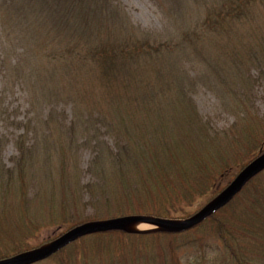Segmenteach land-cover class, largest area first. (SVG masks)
I'll use <instances>...</instances> for the list:
<instances>
[{"label":"rangeland","instance_id":"1","mask_svg":"<svg viewBox=\"0 0 264 264\" xmlns=\"http://www.w3.org/2000/svg\"><path fill=\"white\" fill-rule=\"evenodd\" d=\"M217 4L219 0H56L50 4L53 15L59 10L58 22L81 27L78 34L64 28L55 33L47 30V22L44 27L36 22L28 26L33 37L15 50L21 34L8 29L11 13L1 15L0 61L5 65L0 63V253L12 249V243L46 250L70 230L91 224L87 221L98 209L103 215L128 208L169 209L177 217L135 211L113 219L180 223L188 216H179L198 213L264 153V62L251 61L253 56L264 60V2L254 7L251 19L235 22L234 28L219 35L205 33L212 19L209 7ZM118 11L129 19L122 38L130 42L147 38L151 46L168 42L179 49L177 44L189 41L191 33L201 49L198 54L185 48L181 57L191 59L167 71L165 64H148L152 52L139 42L133 63L145 60L153 68L140 80L154 85L160 70L164 82L150 91L154 100L140 104L139 113L125 107V121L115 113L92 110L91 101L103 94L93 81L86 82L89 71L95 74L92 66L73 69L62 64L70 47L76 45L71 54L78 57L94 42L109 38L108 26L119 22ZM42 16H48L47 9ZM97 32L103 35L93 39ZM116 36L112 31L107 47L121 42ZM205 56L212 62H205ZM61 67L70 75L67 79L59 74ZM172 73L180 79L165 83ZM182 78L181 100L177 88ZM58 93L68 103L49 99ZM86 99L88 111L76 114L73 107ZM101 101L95 105L104 110L106 99ZM148 108L154 111L148 114ZM245 185L222 207L232 201L239 210L253 192L248 187L235 198ZM193 225L169 228L134 219L82 233L67 243H223L209 221L183 235H164ZM95 231L105 234L87 235ZM56 257L31 264H58Z\"/></svg>","mask_w":264,"mask_h":264},{"label":"trees","instance_id":"2","mask_svg":"<svg viewBox=\"0 0 264 264\" xmlns=\"http://www.w3.org/2000/svg\"><path fill=\"white\" fill-rule=\"evenodd\" d=\"M55 1L56 0H0V17L6 12L11 13L7 16L12 19V23L8 29L14 31L16 36L21 34L18 45H16L15 42V46L13 47L14 50L22 47L24 40L33 37L32 33L28 32V30H32L28 26L36 22H40L41 25H43L42 27H44L47 22L49 25L47 30L55 33L63 32L64 28L68 33H74L75 31V34H78L77 29L81 27L67 23L62 27L60 22H58L57 15L59 14V10H57V14L53 15L55 11L50 4ZM263 2L264 0H219V4L215 6L210 5L209 7L212 19L210 27L206 28L207 31H205V33L209 32L219 35L222 31L234 28L232 25H234L235 22L251 19V16L254 14V7ZM46 9L48 10V16L45 17L42 16V14ZM85 10L86 8L83 11ZM116 15L119 22L113 23L112 26L109 25L108 30L106 29V37L109 38L100 39V42H94L95 44L93 46L86 48L87 51L80 54L78 57L77 54L76 56L71 54V52L74 53L76 45L70 47V49L65 47L69 53L62 55L64 59L62 64L66 67L73 65V69L74 66L79 67V65L83 67L88 66L89 68L92 66L95 74L89 71L86 82L93 81L94 85L99 87L103 92V94L100 95L102 99L91 101L92 110L101 113H115L119 120L125 121L124 118L126 117H124L122 113L131 107V110L135 109L134 114L139 113L140 109L138 106L140 104L143 106L145 102H152L154 100V97H149L152 96L150 91L164 82V76L161 74L162 72L160 70L159 76L157 77L158 82L156 80L154 85L145 86L147 81L144 80L142 82L140 80V77L145 71L153 70L152 67L148 68L146 66L145 63L147 61L149 65L154 66L165 64V66H167L166 70L168 71L172 70L168 69L171 66L177 67V65H181L184 61L186 62L191 59L188 57H181L183 54H186L182 52L186 50L185 48L196 50L198 54L201 52V49L197 46L198 38L195 35H191V33L187 35L189 36V41L184 39L177 44L179 45V49L176 45L172 46L168 42L160 43V46H151L152 43L147 41V38H144V40L136 38L134 41L130 42L127 38H122L125 28L127 29L129 27L127 22L129 19L127 17L125 18L120 11L116 12ZM111 30L115 35H119L116 37L122 43L120 42L118 45L107 47L109 39L113 38L110 37L112 33ZM99 35H103V33L97 32L92 37L94 39V37ZM91 42L93 41H87L89 45H91ZM139 42L143 43L150 54L152 52L151 55L153 57H151V59L147 57V61L143 60V63H139V60L133 63L134 55L137 58L134 48L138 47ZM0 51H3L1 47ZM155 51L159 52L157 56L155 55ZM178 52L177 59L174 55ZM160 56H163V58ZM253 57L256 58L254 60L252 58V62H264V60L259 59L257 56ZM199 58L201 59V57ZM205 62L212 61L209 57L205 56ZM0 63L5 65L4 61H0ZM64 70L65 68H63V71ZM63 71L61 67L59 74L67 79L70 75L66 74L68 72ZM179 79L180 77H175V74L172 73L165 83H168L170 80L178 81ZM184 80L185 79L182 78V80L179 81L181 87L177 88L179 89L178 98L182 95V84ZM188 81L191 84L190 80ZM140 89L142 91H140ZM164 95H166V93H164ZM54 97L63 98L61 99L63 102L68 103L69 101L59 93L58 96L51 95L49 99ZM144 98L146 100L143 101ZM178 98H176V101L179 100ZM103 99H106V107L104 110L103 105H95L103 103L101 101ZM88 105L89 101L86 99L83 105L73 107V111L79 115L88 111ZM66 107L67 106L61 103V110L65 111ZM125 107L128 109H125ZM143 109L147 108L144 107ZM148 109V114L154 111L153 109L152 111L150 108ZM127 152L130 154L131 150L129 149ZM65 156L67 155L64 154V157ZM248 187L253 188V192L242 203L239 210L232 206L231 201L218 210L219 216L217 217L213 216H215L218 211L187 229L164 232V235L186 234L195 229L202 228V226L209 221L211 223V228L215 229L218 239H222L223 243H69L42 261H48L49 259H53V256L57 255L54 261L58 264H264V170L250 179L235 198L242 195L241 193ZM135 211H141V208H128L116 213H109L108 210L104 215L103 212L98 209L97 212L99 214H96L92 219H88L89 221L87 222L95 223L106 221L115 218L114 216L117 217L130 214V212L135 213ZM165 211L166 212H159L142 208V211L139 213L154 214L164 217L173 216L169 209H165ZM191 215L193 214L189 213V215H181L179 217H189ZM156 233L160 232L158 231ZM97 234L104 235L105 231H95L87 235L95 236ZM127 234L128 236H133V234L137 236L144 235L140 232H128ZM12 244H15V246L8 250L9 253H0V259L31 250L32 248L26 247L22 245V243ZM44 244L46 243H39L38 247Z\"/></svg>","mask_w":264,"mask_h":264},{"label":"water","instance_id":"3","mask_svg":"<svg viewBox=\"0 0 264 264\" xmlns=\"http://www.w3.org/2000/svg\"><path fill=\"white\" fill-rule=\"evenodd\" d=\"M264 169V153L256 157L254 160L249 162L234 178V180L228 185V187L225 189V191L217 197L215 200H213L210 204H207L204 206L198 213L188 217L187 219L182 220L180 223L175 222L171 219H159V218H148V217H120L117 219L109 220V221H103V222H95L91 224H86L83 226L76 227L67 234L63 235L59 240H57L55 243H52L51 246L46 249H32L27 250L24 252L17 253L15 255H12L10 257H6L3 259H0V264H31L35 263L40 260H44L47 257L51 256L53 253L58 251L59 249L63 248L64 246L68 245L67 243L72 238L85 233L90 232L94 230H103L111 227H117L120 226V223L122 221H131L136 219H142L145 221L154 222L156 224L164 225L169 228H183L186 226H190L195 224L196 222L200 221L204 217H206L208 214L214 212L216 209L222 207L226 202H228L234 194L237 193V191L246 184L249 179H251L253 176L258 174L260 171Z\"/></svg>","mask_w":264,"mask_h":264},{"label":"bare ground","instance_id":"4","mask_svg":"<svg viewBox=\"0 0 264 264\" xmlns=\"http://www.w3.org/2000/svg\"><path fill=\"white\" fill-rule=\"evenodd\" d=\"M262 171H263V170H262ZM262 171H260V172H262ZM260 172H259V173H260ZM259 173H258V174H259ZM258 174H256V175H258ZM256 175H255V176H256ZM255 176H253V177H255ZM253 177H252V178H253ZM252 178H251V179H252ZM249 180H250V179H249ZM100 222H103V221H100Z\"/></svg>","mask_w":264,"mask_h":264}]
</instances>
